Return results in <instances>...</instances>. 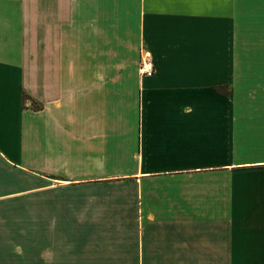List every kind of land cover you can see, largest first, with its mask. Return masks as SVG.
Returning a JSON list of instances; mask_svg holds the SVG:
<instances>
[{
  "label": "crops",
  "instance_id": "1",
  "mask_svg": "<svg viewBox=\"0 0 264 264\" xmlns=\"http://www.w3.org/2000/svg\"><path fill=\"white\" fill-rule=\"evenodd\" d=\"M14 226L38 264H264V0H0L1 264Z\"/></svg>",
  "mask_w": 264,
  "mask_h": 264
},
{
  "label": "rangeland",
  "instance_id": "2",
  "mask_svg": "<svg viewBox=\"0 0 264 264\" xmlns=\"http://www.w3.org/2000/svg\"><path fill=\"white\" fill-rule=\"evenodd\" d=\"M244 37L243 44L240 45V59H246V44H245V33L243 35H240V38ZM245 71V67H241ZM14 204V218L15 222H18L19 219L22 220V207H23V200L22 197H16V200L12 202ZM11 235L14 234L15 236V244H14V258L10 259L9 261L4 258L2 264H28L30 261V264H38V258H28V255L26 254L28 250H25V247H28V245L32 244V246L35 247V251L38 256V227H23V226H14L13 228H9ZM29 236L31 237L32 243H28ZM1 245V244H0ZM7 244L5 243L4 246ZM25 246V247H24ZM12 253V252H11ZM26 254V255H25ZM52 254V253H51ZM50 254V255H51ZM52 256V255H51ZM49 258L48 264H63L66 263L64 259H59L57 261L53 260L52 258ZM91 262V260H90ZM47 263V262H46ZM86 260H78V264H86ZM105 262L104 264H106ZM239 260V264H241ZM1 264V263H0ZM223 264H231V260H223Z\"/></svg>",
  "mask_w": 264,
  "mask_h": 264
},
{
  "label": "built area",
  "instance_id": "3",
  "mask_svg": "<svg viewBox=\"0 0 264 264\" xmlns=\"http://www.w3.org/2000/svg\"><path fill=\"white\" fill-rule=\"evenodd\" d=\"M139 71L141 74H151L153 71L151 57L148 52H143L140 57Z\"/></svg>",
  "mask_w": 264,
  "mask_h": 264
},
{
  "label": "trees",
  "instance_id": "4",
  "mask_svg": "<svg viewBox=\"0 0 264 264\" xmlns=\"http://www.w3.org/2000/svg\"><path fill=\"white\" fill-rule=\"evenodd\" d=\"M24 98H25V95H24ZM34 108H37V106L35 107V105L33 106Z\"/></svg>",
  "mask_w": 264,
  "mask_h": 264
},
{
  "label": "clouds",
  "instance_id": "5",
  "mask_svg": "<svg viewBox=\"0 0 264 264\" xmlns=\"http://www.w3.org/2000/svg\"><path fill=\"white\" fill-rule=\"evenodd\" d=\"M190 111V110H189Z\"/></svg>",
  "mask_w": 264,
  "mask_h": 264
}]
</instances>
